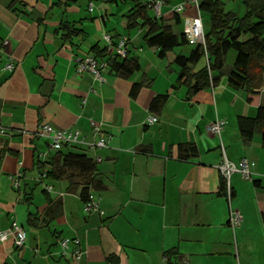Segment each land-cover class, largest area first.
Listing matches in <instances>:
<instances>
[{"label": "crops", "instance_id": "0c3cea01", "mask_svg": "<svg viewBox=\"0 0 264 264\" xmlns=\"http://www.w3.org/2000/svg\"><path fill=\"white\" fill-rule=\"evenodd\" d=\"M180 1L166 0L162 8L173 27L171 6ZM109 2L130 4L0 0V42L6 41L0 49V230L15 221L25 232L21 248L10 236L0 241V264H264L259 213L264 147L259 133L243 142L236 123L237 116H254L264 105V70L257 95L229 86L231 70L221 69L216 84L187 98L186 88L176 83V54L160 58L142 36L136 41L140 29L126 33L125 22H108ZM193 13L188 5L180 14L183 27ZM64 20L82 33L63 40L56 29ZM104 33L113 46L120 35L127 36L128 54L140 66L128 78L115 76L108 65L102 83L75 71L74 57L92 54L95 44L114 53ZM9 58L12 72L3 69ZM134 83L140 86L133 92ZM164 94L161 110L153 113L157 122L145 124L151 100ZM89 118L101 121L100 133L93 134ZM215 118L225 120L220 136L206 130ZM41 124L79 131L82 142L63 152L100 157L93 175L103 188L89 190L99 211H84L80 181L68 191L65 177L47 179L38 170L35 162L43 158L38 154L48 151L46 140L37 136ZM100 137L108 138L106 146L90 147ZM185 142L195 144V157L179 158L178 146ZM220 143L229 162L239 166L245 159L251 172L250 180L231 174L229 202L218 194ZM17 174L19 187H13L10 177ZM47 197L62 207L51 221L43 216ZM230 209L242 215L233 231L227 223ZM64 237L78 239L77 261L60 253L58 241Z\"/></svg>", "mask_w": 264, "mask_h": 264}, {"label": "trees", "instance_id": "16d2710c", "mask_svg": "<svg viewBox=\"0 0 264 264\" xmlns=\"http://www.w3.org/2000/svg\"><path fill=\"white\" fill-rule=\"evenodd\" d=\"M126 1L131 3L122 15L126 33L140 29L145 45L155 47L160 58L174 49L185 51H179L173 63L179 68L176 83L186 88L187 98L218 82L219 72L231 49L235 51V58L227 77L228 85L234 89H243L250 95L258 94L255 89L262 79L259 72L264 70V64H261V57H264V0H237L244 7L240 16L231 10H225L224 0H199V12L207 14L209 20V27L204 31V45L189 44L183 30L175 32L172 24H167L163 16L155 17L150 12L146 0ZM172 19L173 25L182 22L177 13H172ZM56 32L63 40L82 33L66 20L60 23ZM90 51L96 60L108 65L117 77L128 78L140 68L137 59L131 57L128 51L124 57H120L97 44L93 45ZM214 72L219 74L213 75ZM139 86L140 83L132 84V91L137 90ZM167 97L166 94L156 95L148 106L149 112L158 113ZM236 123L243 142H249L254 134L259 133L261 146L264 147V105L257 107L254 116H237ZM178 150L180 159L186 160L197 155L196 146L191 142L179 144ZM35 163L44 178L65 177L68 180V191L80 181L82 188L79 197L83 204L90 199V189L103 188L102 183L93 175L96 162L83 153L63 152L60 149L53 152L46 162L37 159ZM45 164L49 168L44 171ZM42 192L46 193L45 190ZM230 192L232 197L231 188ZM218 194H226V181L222 174L219 178ZM46 203L43 216L46 221H51L61 214V202L52 201L47 197ZM259 213L264 224V201L259 202Z\"/></svg>", "mask_w": 264, "mask_h": 264}, {"label": "built area", "instance_id": "2783aa9c", "mask_svg": "<svg viewBox=\"0 0 264 264\" xmlns=\"http://www.w3.org/2000/svg\"><path fill=\"white\" fill-rule=\"evenodd\" d=\"M147 8L152 12L155 17L162 16V8L166 3V0H146ZM199 0H181L180 2L171 6V12L182 14L188 5L192 6L194 9V13L187 16L184 20L183 33L186 36V39L189 44H201L204 45V29L202 25L201 15L198 9ZM92 9V4L89 6V10ZM102 39L106 43L107 47L110 49H114V52L120 56L124 57L126 54V44H127V36L120 35L115 46H113V42L109 33L102 34ZM6 41L0 42V49L5 45ZM75 71L77 73L87 72L91 75L94 82L102 83L104 81L103 78V69L105 64L99 60H96L92 54H86L84 56H75ZM3 69L8 72H12L15 69V63L9 58L7 62L4 64ZM158 117L150 113L146 119L145 124L152 125L157 122ZM89 125L93 134H97L101 132V121L93 120L89 118ZM225 125V120L221 118H215L212 122L207 125L206 130L216 136H220L221 131ZM2 130H0V133ZM37 136L43 138L47 142L48 151L55 152L57 150L62 149L65 146H73L75 144L81 143V138L78 130H59L53 128L49 124H41L37 131ZM108 138L100 137L90 143V147L92 148H103L106 146ZM221 152L223 154V161L219 166L220 172L226 181V197L228 202L231 198L230 192V176L233 172H238L241 177L245 180L251 179V172L248 168L247 161L242 159L240 161L239 166H235L233 163L229 162L224 155V148L220 143ZM47 151V152H48ZM47 152H41L38 156L42 159L40 161L46 162L48 159ZM95 162L100 160V157L93 158ZM11 185L13 187H19V175L11 176ZM50 189V187H47ZM84 211H99L95 202L91 200V198L83 204ZM242 221V215L238 210L230 209L228 216V226L233 231L237 228ZM12 237L13 243L15 247L21 248L24 245L25 241V232L22 227L17 224L15 221H12L10 227L6 230H0V241H4L7 238ZM60 247V253L64 256L69 257L72 260L77 261L81 256V250L79 247V241L77 238H68L64 237L59 239L58 241Z\"/></svg>", "mask_w": 264, "mask_h": 264}, {"label": "rangeland", "instance_id": "374dc122", "mask_svg": "<svg viewBox=\"0 0 264 264\" xmlns=\"http://www.w3.org/2000/svg\"><path fill=\"white\" fill-rule=\"evenodd\" d=\"M82 2L85 3L86 0H82ZM237 4L240 5V9L235 7V5H237ZM130 5H131V3L128 4L127 2H121L116 6L115 3L112 4L109 2L108 3L109 10H108V16H107L108 22H125L122 14L125 13L129 9ZM224 8H225V10H232V11L236 12V14L239 16L242 15L244 12V7L237 0H224ZM86 14H87V16L88 15L95 16V13H91V14L86 13ZM201 18H202L203 29L205 31L209 27L208 15L205 13H201ZM169 20H171V19H169ZM167 21H168V19H165V22H167ZM173 29L175 32H177L181 29L183 30V24L180 23L179 25H174ZM133 34H134V32H133ZM137 34L139 37L136 39V41L141 39L140 37L142 36V31L138 32ZM179 51H184V50L174 49L173 51H169L167 57L172 58L174 56V54L179 53ZM234 56H235V51L231 49L227 54L224 67L222 68L223 72H229L230 70H232V63H233ZM83 209H84V207H83Z\"/></svg>", "mask_w": 264, "mask_h": 264}]
</instances>
